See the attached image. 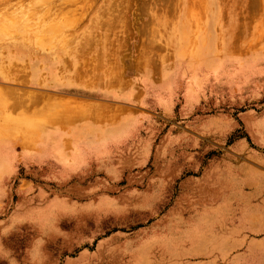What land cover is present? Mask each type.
I'll list each match as a JSON object with an SVG mask.
<instances>
[{
  "label": "rangeland",
  "instance_id": "374dc122",
  "mask_svg": "<svg viewBox=\"0 0 264 264\" xmlns=\"http://www.w3.org/2000/svg\"><path fill=\"white\" fill-rule=\"evenodd\" d=\"M17 47L63 51V75L119 91L120 126L143 128L97 171L0 152V264H264V0H0L7 82L31 73ZM16 93L2 110L35 97ZM1 109L0 142L33 148L49 116Z\"/></svg>",
  "mask_w": 264,
  "mask_h": 264
},
{
  "label": "crops",
  "instance_id": "0c3cea01",
  "mask_svg": "<svg viewBox=\"0 0 264 264\" xmlns=\"http://www.w3.org/2000/svg\"><path fill=\"white\" fill-rule=\"evenodd\" d=\"M16 51V58L18 60L30 61L32 65L31 73H14L12 74L14 78L9 82L0 75V86L4 88L3 90L6 88V91H4L6 92L5 95L12 99L16 96H14L16 91H21V89L24 92H31L35 97H32L31 101L25 103L23 101H15L9 108L3 109L2 114H6L9 111L10 115L25 117L38 122L40 115H44L46 112L49 117L54 113L56 114L57 111L59 112L56 115L57 117L53 115L49 119V122L53 120V125L49 122L45 123L42 130H37L38 134L41 132L40 136L37 135L36 137L35 134L31 136L34 147L30 150L23 149L19 145L20 140L1 141L0 152L4 154L10 152L13 156L11 160L32 165L48 166L50 169L65 173L97 171L108 167L103 156L105 152H112L121 143H126L130 139L136 138L141 132L143 128L142 117L135 118L130 127L128 124L120 126V112L126 111L129 104L120 101L119 91L95 92L94 89H88V87L83 85L84 81L79 75L74 77L73 75L71 77L63 75L61 70L63 64L60 60L55 59V55H62L63 51L61 52L57 49L58 52L53 53L54 55H51V58L47 56L48 59H45L41 55L39 56L38 52H35L34 47H17ZM43 63H47L50 66L47 73L41 71L40 67ZM66 78L69 81L65 80ZM76 78H79V81ZM161 91V88L147 90V97H150L153 92L161 94ZM40 92L55 94L61 100L63 98L74 97L77 100L79 99V104H82V107L78 105L76 107H67V109L57 105L56 107L52 106V108L51 104L48 103H52L53 99L50 96L48 97V95L41 96ZM132 92L130 91L132 97H134L136 91ZM16 105L19 108L14 109ZM70 109L74 111L71 112ZM51 113L52 115H50ZM68 113L69 115L66 117ZM105 114L108 115L106 119L104 118ZM73 116H77V118L74 119ZM64 117V120L68 123L62 121ZM69 117H73V120L71 119L70 121ZM59 118L62 120H58ZM58 121L59 124H57ZM54 122L56 125H54ZM77 154L79 156L74 158ZM78 176H83V174H78Z\"/></svg>",
  "mask_w": 264,
  "mask_h": 264
},
{
  "label": "bare ground",
  "instance_id": "6f19581e",
  "mask_svg": "<svg viewBox=\"0 0 264 264\" xmlns=\"http://www.w3.org/2000/svg\"><path fill=\"white\" fill-rule=\"evenodd\" d=\"M113 2H114V1H113ZM88 10H89V9H88ZM78 20H79V19H78ZM76 23H77V22H76ZM78 23H79V22H78ZM27 24H28V23H27ZM73 24H74V23H73ZM54 26H55V25H54ZM59 26H60V25H59ZM61 26H62V25H61ZM67 26H68V25H67ZM58 28H59V27H58ZM89 28H90V27H89ZM59 30H60V29H59ZM59 30H58V31H59ZM61 30H62V29H61ZM63 30H64V29H63ZM70 30H71V29H70ZM1 31H2V30H1ZM32 33H33V32H32ZM55 33H56V32H55ZM55 33H54V34H55ZM57 33H58V32H57ZM50 34H52V33H50ZM54 34H53L52 36H54ZM25 35H26V34H25ZM45 35H46V34H45ZM61 36H62V35H61ZM74 36H75V35H74ZM47 37H48V36H47ZM57 37H58V36H57ZM43 38H44V35H43ZM48 38H49V40L51 41V38H52V37H51V38L48 37ZM48 38H47V39H48ZM55 38H56V36H55ZM36 39H37V38H36ZM41 39H42V38H41ZM44 39H46V38H44ZM47 39H46V40H47ZM76 39H77V38H76ZM49 40H47V41H49ZM38 41H39V40H38ZM50 41H49V42H50ZM40 42H41V41H40ZM51 42H53V41H51ZM98 42H99V41H98ZM67 43H68V42H67ZM48 44H50V43H48ZM53 44H54V43H53ZM71 45H72V44H71ZM68 46H69V45H68ZM48 47H49V46H48ZM37 49H38V48H37ZM79 49H80V48H79ZM1 50H2V49H1ZM70 50H71V49H70ZM70 52H71V51H70ZM67 54H69V53H67ZM72 55H73V54H72ZM77 55H78V54H77ZM107 56H108V55H107ZM57 57H58V56H57ZM53 59H54V58H53ZM65 59H66V58H65ZM72 61H73V60H72ZM6 68H7V67H6ZM12 69H13V68H12ZM84 72H85V71H84ZM10 73H11V72H10ZM3 74L6 75V72H3ZM86 74H87V73H86ZM81 75H83V74H81ZM77 76H78V75H77ZM111 76H112V75H111ZM17 77H18V76H17ZM69 77H71V76H69ZM69 77H68V78H69ZM73 77H74V76H73ZM66 79H67V78H66ZM76 79H78L77 81H79V78H76ZM82 79H83V78H82ZM67 80H68V79H67ZM90 80H91V79H90ZM68 81H69V80H68ZM111 81H112V80H111ZM113 81H114V80H113ZM17 83H18V82H17ZM70 84H71V83H70ZM87 84H88V83H87ZM89 85H90V84H89ZM92 85H93V83L91 84V86H92ZM94 85H95V84H94ZM87 86H88V85H87ZM92 88H93V87H92ZM3 89H4V88H1V87H0V96H1L2 94L6 93V92H4V91H6V88H5V90H3ZM2 90H3V91H2ZM40 93H41V92H40ZM22 94H23V93H22ZM36 94H37V93H36ZM15 95H16V97H18V96H17V95H18L17 93L14 94V96H15ZM31 95H32V94H31ZM40 95H41V94H40ZM42 95H43V94H42ZM23 96H24V95H22L21 97H23ZM33 96H34V95H33ZM37 96H38V95H37ZM46 96H47V95H46ZM4 97H5V96H4ZM19 97H20V96H19ZM21 97H20V98H21ZM50 97L53 99V100H52V103H51V102H50V103L47 102V103H48V104H51V107H52V106H55V107H56L57 105H60V106H62L63 108H64V107H65V108H67V107H76V106H78V105H81V107H82V104H79V103H80L79 99L77 100V99L74 98V97H68V98H66V99L63 98L62 100H61L60 98H59L60 100H59L58 98H55V97H57V96H55V97L50 96ZM2 98H3V96H2ZM23 98H25V97H23ZM23 98H22V100H23ZM77 98H78V97H77ZM26 99H27V98H26ZM2 100H3V99H2ZM13 100H14V99H13ZM28 100H29V99H28ZM16 101H17V100H16ZM24 101H25V99H24ZM36 101H37V100H36ZM36 101H35V102H36ZM48 101H49V100H48ZM50 101H51V100H50ZM54 101H55V102H54ZM19 102H20V101H19ZM26 102H27V101H26ZM81 102H82V101H81ZM53 103H54V104H53ZM82 103H83V102H82ZM11 104H12V103H11ZM17 105L19 106V104H17ZM17 105H16L15 108H14V107H13V108H14V109H17V107H18ZM43 105H44V104H43ZM85 105H86V104H85ZM96 105H97V104H96ZM1 106H2V107H1ZM88 106H89V105H88ZM91 106H92V105H91ZM93 106H94V105H93ZM100 106H101V105H100ZM0 107L3 108V104L1 105V103H0ZM1 108H0V109H1ZM18 108H19V107H18ZM42 108H43V107H42ZM52 108H53V107H52ZM52 108H51V109H52ZM84 108H85V107H84ZM90 108H91V107H90ZM67 109H68V108H67ZM86 109H87V108H86ZM52 110H53V109H52ZM52 110H51V111H52ZM57 110H59V109H57ZM75 110H77V109H75ZM1 111H2V109H1ZM45 111H46V110H45ZM53 111H54V110H53ZM55 111H56V109H55ZM70 111H71V109H70ZM70 111H69V112H70ZM72 111H74V110L72 109ZM72 111H71V112H72ZM43 112H44V111H43ZM58 112H59V111H57L56 114L54 113L53 115L56 116ZM0 113H1V112H0ZM41 113H42V112H41ZM46 113H47V112H46ZM60 113H61V112H60ZM60 113H59V114H60ZM65 113H66V112H65ZM59 114H58V115H59ZM62 114H63V112H62ZM50 115H52V113H51ZM53 115H52V116H53ZM63 115H64V114H63ZM68 115H69V113L66 114V117H67ZM70 115H71V113H70ZM75 115H78V114H75ZM82 115L84 116V114H82ZM86 115H87V114H86ZM46 116H47V114H46ZM46 116H45V117H46ZM52 116H50L49 119L52 118ZM60 116H61V115H60ZM78 116H79V115H78ZM5 117H7V116H5ZM56 117H57V116H56ZM73 117H74V119L77 118V116H76V117L73 116ZM73 117H71V118L69 117L68 119L71 121V119H72ZM88 117H89V116H88ZM14 118L16 119V121H15ZM14 118H8V120H9L10 122H15L16 124H18L20 121L17 120V119H19V118H18V117H17V118L14 117ZM21 118H22V117H21ZM53 118H54V117H53ZM84 118H85V117H84ZM45 119L48 120V122H49V119H47V117H46ZM54 119H55V118H54ZM62 119H63V120H62ZM62 119L59 118L58 120H60V121L62 120L63 122L66 121V120H64L65 117L62 118ZM4 120H6V119H4V117H3V121H4ZM8 120H7L6 122H9ZM39 120H40V119H39ZM41 120H42V119H41ZM69 120H68V121H69ZM72 120H73V119H72ZM112 120H113V119H112ZM42 121H43V120H42ZM42 121H41V123H45V122H46V121H44V122H42ZM56 121H57V118H56ZM56 121H55V122H56ZM70 121H69V122H70ZM4 122H5V121H4ZM24 122H25V121H24ZM48 122H47V123H48ZM52 122H53V120H52ZM52 122H49V123L52 124ZM55 122H54V125H56ZM66 122H67V121H66ZM66 122H65V123H66ZM78 122H79V121H78ZM39 123H40V122H39ZM47 123H46V124H47ZM65 123H64V124H65ZM67 123H68V122H67ZM76 123H77V122H76ZM33 124H35V123L33 122L32 125H33ZM57 124H59V121L57 122ZM60 124H61V123H60ZM72 124H74V123H72ZM52 125H53V124H52ZM61 126H63V125H61ZM40 127H41V126H40ZM64 127H65V126H64ZM64 127H63V128H64ZM65 128H66V127H65ZM40 133H41V132H39V134H40ZM39 134H38V132H37L36 135H39ZM39 136H40V135H39Z\"/></svg>",
  "mask_w": 264,
  "mask_h": 264
}]
</instances>
